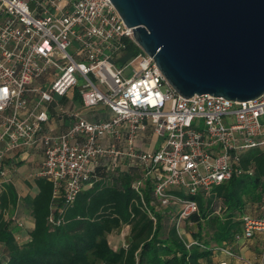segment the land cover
<instances>
[{
  "label": "built area",
  "instance_id": "2783aa9c",
  "mask_svg": "<svg viewBox=\"0 0 264 264\" xmlns=\"http://www.w3.org/2000/svg\"><path fill=\"white\" fill-rule=\"evenodd\" d=\"M125 38L141 49L111 0H0V178L8 176L9 158L38 146L44 161L36 176L53 182L69 204L100 162L137 165L144 177L133 188L149 181L152 204L178 206L179 235L187 248L200 246L183 224L199 212L195 197L242 175V156L264 150V94L244 102L184 98L142 49L122 62ZM74 88L85 108L104 105L112 117L91 122L64 112L75 122L54 134L41 105ZM148 129L161 140L158 150L137 145ZM243 224L237 241L264 235V219ZM208 250L242 260L230 246Z\"/></svg>",
  "mask_w": 264,
  "mask_h": 264
},
{
  "label": "trees",
  "instance_id": "16d2710c",
  "mask_svg": "<svg viewBox=\"0 0 264 264\" xmlns=\"http://www.w3.org/2000/svg\"><path fill=\"white\" fill-rule=\"evenodd\" d=\"M123 42L122 62L141 52L132 40ZM241 167L242 175L194 198L199 212L185 222L196 224L198 230L190 239L201 245L191 248L176 228L179 207L152 204L149 181L139 191L133 188L144 177L137 165L100 162L69 204L64 192L56 194L54 183L46 178H37V194L23 199L7 184L0 195V264H216L212 258L217 254L209 248L233 247L245 217L264 219L245 213L248 204L264 208V150L245 153ZM20 207L35 221L25 243L13 230L21 223L16 216ZM125 228L129 233L124 244L114 249L109 236Z\"/></svg>",
  "mask_w": 264,
  "mask_h": 264
},
{
  "label": "water",
  "instance_id": "95a60500",
  "mask_svg": "<svg viewBox=\"0 0 264 264\" xmlns=\"http://www.w3.org/2000/svg\"><path fill=\"white\" fill-rule=\"evenodd\" d=\"M179 95L264 94V0H111Z\"/></svg>",
  "mask_w": 264,
  "mask_h": 264
},
{
  "label": "crops",
  "instance_id": "0c3cea01",
  "mask_svg": "<svg viewBox=\"0 0 264 264\" xmlns=\"http://www.w3.org/2000/svg\"><path fill=\"white\" fill-rule=\"evenodd\" d=\"M70 94H74V98L80 99L81 105L77 108L75 99L70 97ZM65 101L56 104L54 102L47 106V110L51 116V124L53 126V133L60 134L66 131L75 122L74 118L69 117L65 113L77 112L81 117L91 122L105 121L112 117V112L104 105H98L93 108H85L77 90L72 89L67 96L64 97ZM65 112V113H64ZM161 140L156 139L150 129L144 132L137 142L140 149L146 151L158 150L161 146ZM18 159V160H17ZM44 161V154L40 147H28L24 149L18 157L9 158L6 162L8 167V176L6 178H0V195L2 194L7 184L15 188L20 199L25 198L28 195L35 196L38 192L36 186V174L41 169ZM263 205L248 204L245 210L246 214L253 217L264 218ZM19 223H23V226L14 225V234L20 243H25L30 237V232L35 227L34 218L31 216L30 211L22 207L18 208L16 213ZM129 228H126V234L123 233L124 241L120 242L115 235L109 236V243L114 249H118L125 242V236L128 235ZM188 240L189 237H186ZM233 248L240 255L242 260L229 259L223 255H216L212 258V262L219 264L220 261L228 260L230 264H247L245 261H251L254 263H264V235L262 232L257 231L253 238L242 239L236 241Z\"/></svg>",
  "mask_w": 264,
  "mask_h": 264
},
{
  "label": "rangeland",
  "instance_id": "374dc122",
  "mask_svg": "<svg viewBox=\"0 0 264 264\" xmlns=\"http://www.w3.org/2000/svg\"><path fill=\"white\" fill-rule=\"evenodd\" d=\"M78 88V90H79V88H81L82 87V79L80 78L79 79V86H77ZM72 96V98H74V94H70V97ZM75 100V102H76V106H77V108L81 105V103H80V99L78 98V97H75L74 98ZM55 100H56V104H58V103H62V102H64L65 101V98L64 97H60V96H56L55 97ZM47 108V105H45V103L43 104V105H41V109L42 110H44L45 111V109ZM264 121V120H263ZM161 142V141H160ZM24 224L22 223V226H23ZM21 227V226H20ZM183 232H184V234H186V237H189V236H192V234H195L196 232H197V230H198V228H197V226H196V224H194V223H184L183 224ZM123 233H125L126 234V228L125 229H123V231L120 233V234H115V236L118 238V235H119V237L120 238H118L119 239V241L120 242H122V241H124V236H122V234ZM205 237L206 238H208L209 237V235H207L206 233H205Z\"/></svg>",
  "mask_w": 264,
  "mask_h": 264
}]
</instances>
